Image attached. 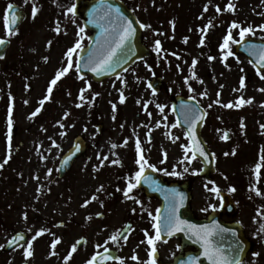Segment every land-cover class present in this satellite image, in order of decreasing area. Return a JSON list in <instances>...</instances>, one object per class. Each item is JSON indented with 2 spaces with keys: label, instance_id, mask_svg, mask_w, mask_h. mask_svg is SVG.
Segmentation results:
<instances>
[{
  "label": "rangeland",
  "instance_id": "rangeland-1",
  "mask_svg": "<svg viewBox=\"0 0 264 264\" xmlns=\"http://www.w3.org/2000/svg\"><path fill=\"white\" fill-rule=\"evenodd\" d=\"M125 1L136 11L142 24L150 25L144 28V42L151 52L157 53L155 59H144L135 63L120 77L94 84L91 79H80L77 75L75 62L78 50L72 57L73 68L53 86L51 97L43 106L39 101L48 94L50 81L59 69L67 66L68 49L74 46L80 36L84 37L81 40L84 47L87 32L78 36L81 21L71 18L70 24L60 25L59 33L50 31L39 21L29 34H26V29L23 30L25 39L19 36L12 38V50L4 61H0V162L8 155L10 97L13 106L10 158L13 162H10V172L16 169L18 174H41L56 170L55 164L60 158L58 152L62 147H69L73 138L80 134L93 142L91 137L98 135L97 126L103 124L105 135L99 141L101 148L92 152L93 159L98 155L106 156V153L115 158L125 155L123 150L127 146L131 154H136L135 144L139 138L145 157L160 161L161 170L172 172L175 169L179 173L171 176L164 175L161 171V175L168 181L191 182L192 206L199 216L210 214L212 206L216 209L221 203L220 193L227 192L238 210L232 221L239 222L247 238L254 243V249L242 264H264V232L260 231L261 225H264V195L257 196L255 191H250V188L255 187L264 194V160H261L264 156V129L261 128L264 125V91H260L264 89V79L242 57L233 55L226 61L222 60L224 53L220 49L225 33L233 22L241 27L251 26L254 35L248 36L249 38L264 40V31L259 30L264 25V0ZM229 3L233 5V11L225 10ZM206 5L208 11L205 12ZM217 6L221 9L219 13L216 12ZM232 32L233 39L239 40V29H233ZM2 37L1 34L0 38ZM157 40L161 44L159 50L155 47ZM213 43L218 53L205 57L210 53L208 49ZM234 45H229L233 53ZM209 57L214 59L210 60ZM194 59L197 63L193 69ZM242 77L245 86L241 89ZM156 78L162 80V87L154 92L149 84ZM82 89H87L83 93L84 101L79 99ZM205 92L207 95H202ZM121 93L125 97L123 103L120 101ZM178 95L193 97L208 115L202 137L216 158L217 168L210 182L198 179L202 170L198 160L193 159L191 163L184 160L185 150L182 145L189 144L184 130L171 127L176 124L171 100ZM241 97L245 101L251 99L252 103L236 107ZM217 100L219 103H215ZM93 103L95 105L90 109ZM228 103L234 106L222 107ZM77 104L81 106L77 107ZM209 104H212L211 108L208 107ZM113 105L116 106L115 111ZM157 105L164 107L163 113ZM38 107L41 111L29 119ZM241 123L244 125L243 129ZM61 124L64 127H60ZM224 130L230 133L229 142L221 138ZM166 133H170L171 137ZM148 134L152 135L150 142ZM126 139L127 145L122 146ZM53 140L59 148L52 147ZM20 143H24L21 148ZM113 144L117 147L112 148ZM17 148L20 151L14 156ZM233 151L235 154H232ZM188 155L191 157V152ZM258 163L261 164L259 174L255 172ZM185 168L188 169L187 172L184 171ZM233 188L235 191H232ZM213 189H217L219 195ZM39 190L45 194V189ZM39 217L40 222L26 225V231L31 237L41 228L46 229L42 236L32 242L33 255L28 263L64 264L60 245L55 249L56 255L51 254L53 234H62L54 225L56 219L52 218L48 209L40 211ZM84 226L81 215L73 217L71 236L74 241L89 237L91 232ZM2 241L3 239L0 240V245ZM167 246L168 249L164 248L162 254L163 257L169 256L170 261L171 255L178 248L173 242ZM257 253L259 255H255ZM92 256L88 249L79 252L73 258V263L69 260L68 264H87ZM122 260L125 262V259Z\"/></svg>",
  "mask_w": 264,
  "mask_h": 264
},
{
  "label": "flooded vegetation",
  "instance_id": "flooded-vegetation-1",
  "mask_svg": "<svg viewBox=\"0 0 264 264\" xmlns=\"http://www.w3.org/2000/svg\"><path fill=\"white\" fill-rule=\"evenodd\" d=\"M84 1L87 2L88 0ZM121 1L128 4L125 0ZM156 2H160V0H156ZM10 3L14 5L12 11L17 10L20 14L23 12L24 15L16 34L9 37L5 31L3 17L7 5ZM75 3L76 0H28L27 3H25V0H0V35H3V39H10L12 47V38L19 36L25 39L26 36L24 37L23 30L26 29V34H29V31L31 32L33 26L39 21H42V26L50 31H55L57 26L60 27L64 23L70 24L71 18L81 21L80 18L70 13L65 15L67 9ZM33 4L38 9L35 18L32 17ZM104 129L102 124L99 129L101 133L97 130L98 135L91 137L94 139L93 142H90L83 135L82 138L87 146V156L83 160H78L64 176L60 175L59 161L72 145L60 149L58 152L60 158L55 164L56 170L51 171L50 175L49 171L41 174H18V171L13 169L15 171L10 172V162H13V159H10L0 169V240L3 239L1 242L3 247H0V264H30L28 263L30 258L27 260L24 258V248L15 245L12 249H9L8 241L17 234H23L25 240L20 241V244L26 245V241L31 239L30 234L26 231V225H34L40 222L39 212L47 209L50 211L52 218L56 219L54 224L56 229L62 232L59 236L53 234V239L60 238L61 243L57 246L60 245L63 259L76 242L71 236L73 231L71 223L73 217L79 214L83 217L84 228L91 233L89 237H81V239H85V245L83 248H77L76 252L72 254L70 259L72 263L73 258L79 252L88 251L89 249L93 255H99L105 252V247H107L109 251L114 252V256H118L121 260L125 259V264H146L149 260L150 246L147 243L145 232L149 236L155 235L154 222L148 213L151 212L155 216L156 210L162 208V206L164 207L163 199L160 201L157 198L149 197L145 189L140 186L130 193L135 199L124 197L123 191L127 188L128 178L134 176L135 171L138 170L137 165L134 163L136 154H131L132 152L128 150L127 146L123 150L126 152L125 155H118L115 158L106 153V156L109 157L108 160H103L104 156L101 155L100 159L97 157L93 159L91 157L92 152L101 148L99 141L104 138ZM20 145L23 147L24 143H20ZM18 152L19 150L14 156ZM145 158L149 164L160 169V161ZM115 159H119L120 163L112 164L111 161ZM149 170L151 169L146 171ZM153 175L161 182V171L153 172ZM101 186H103L102 190L97 191ZM38 189H45V194L41 193L40 190L38 191ZM93 196H96L97 199L92 200ZM137 200L140 203H136ZM85 201H90L86 207L82 206ZM193 212L194 217L197 219L207 217V215L201 217L199 213ZM162 214L164 215V210ZM89 217L91 219H88ZM224 219L226 221L227 217ZM117 232L121 233V237L118 243H113L110 237ZM125 236L126 240L124 239ZM64 239L68 242L66 243ZM164 241L167 240L161 239L156 242V264L169 263L168 252V257H163L162 254L164 248L168 249V243L173 242L178 248L171 255L170 261L174 259L176 254L181 252L178 239ZM133 255H136L138 259L132 260ZM110 264H119V262Z\"/></svg>",
  "mask_w": 264,
  "mask_h": 264
},
{
  "label": "snow or ice",
  "instance_id": "snow-or-ice-1",
  "mask_svg": "<svg viewBox=\"0 0 264 264\" xmlns=\"http://www.w3.org/2000/svg\"><path fill=\"white\" fill-rule=\"evenodd\" d=\"M28 0H25V3H27ZM14 8L13 4H8L7 5V10L6 13L3 17L4 25H5V31L7 35L10 37L14 34H16V25L18 21L21 20L22 16L18 11H12ZM76 5L73 4L70 6L65 15L67 14H72L75 16L76 14ZM227 11H233V5L229 3L226 6ZM37 7L35 4H33L32 7V17L35 18L37 14ZM204 11H208V6L206 5L204 8ZM221 9L219 6L216 7V12L219 13ZM98 12H101L100 8H94L92 12L90 13V19L88 20L89 24H95L101 29L100 35L96 37L95 41V47H93L89 52L87 57H81V59L84 60V66L94 73L95 75H101L104 73H108L110 70L114 69L116 58L119 53L125 48L127 45L128 41L132 39V37L135 35L136 29L133 27V22L125 16L120 8L118 7H113L111 4L104 3L103 4V10L102 14L97 15ZM174 23V22H170ZM210 26V24H209ZM141 28H147L150 27V25H145L141 24ZM207 27V26H206ZM233 29H239V40H234L232 36V30ZM260 31H264V25H261L259 28ZM57 33L60 32L59 26L55 29ZM85 31L83 27L79 29L78 36L82 34ZM254 35V29L249 26V27H241L238 23L233 22L228 30V34L224 37L223 43L220 46L221 52L224 53V55L221 57L222 60L226 61L228 57L233 56L234 53L230 48V43L233 44H241L245 41V38ZM83 36H80V38L76 41L73 47L69 48L66 56H67V66L59 69L56 73L54 78L50 81L49 87L47 89V95L39 101V104L43 106L45 101L49 100L51 97V94L53 92V86L57 84V82L68 73L70 69L73 68V54L77 53L78 50L80 52L84 51L82 45H81V40L83 39ZM203 38L201 39V45H203ZM7 41L3 38H0V47H3ZM51 43V42H49ZM155 47L157 50L160 49L161 44L160 41L157 40ZM247 51H249V55H253L256 57L257 64L259 65V68L257 69V74L260 75L261 79H264V74H261L260 69H264V45H254L250 44L246 48ZM0 59H3V56L0 55ZM209 59H214L213 57H209ZM197 61L194 59L192 61V68H195ZM75 69L77 73L80 72L81 70V63L80 60L78 59L75 62ZM126 70V69H125ZM191 71V70H190ZM80 79H83V77H79ZM193 78H195L194 73H193ZM201 83L203 81H200ZM123 83V81H122ZM187 83V80H186ZM245 86V80L242 77L240 80V88H244ZM90 87V85H89ZM149 87H152L151 84H149ZM223 87V86H221ZM87 91V89H82L81 90V95L79 96V99L81 101L85 100V96L83 93ZM189 91H192L191 88H189ZM260 91H264V89H260ZM95 95H98L95 94ZM202 95H207V93H202ZM219 96V93H217ZM10 103L8 106V155L4 159L3 163H0V169L4 167L9 162V159L11 158V139H12V126H13V120H12V114H13V106L11 103V97ZM124 95L121 93L120 96V101L121 103L124 102ZM190 99H193V97H190ZM27 103V101H25ZM215 103H219V100L215 101ZM248 103L251 104L252 100H244L243 97H241L237 103L236 107H240L242 104ZM77 107H80V104L76 105ZM234 105L232 103L224 104L222 107L225 108H232ZM146 107V106H145ZM157 107L160 109V112L163 113L164 107L162 105H157ZM209 108L212 107V104H209ZM116 106L113 105V111H115ZM41 111V108L38 107L36 108L35 111L32 112L31 116L29 119L35 117L39 112ZM67 116V113L65 114ZM149 116H151V113H148ZM206 116V113L203 112V110L199 109L197 106L194 109H188L184 113V122L187 124V131H186V138L190 143L188 145H182V147L185 150V156L184 160L187 161L188 163H191L193 159L196 158L197 154L200 157H203L205 160L208 159V155L206 154L204 148L201 146L200 142L196 138V132H195V126L197 124H200L203 122L204 118ZM115 118V117H113ZM164 119L166 120L167 117L165 116ZM179 124V121H177L176 124L171 125V127L175 128ZM160 124L157 122V127H159ZM60 127H64L63 124L60 125ZM123 127V125H121ZM167 127V126H166ZM244 125L241 123V128L243 129ZM261 128L264 129V125H261ZM63 136L64 133H61ZM166 135H169L171 137L170 133H166ZM222 139H227L228 138V133L225 132L224 135L221 137ZM178 139V137H177ZM128 143L127 139L124 141V145L126 146ZM52 147L59 148L60 146L53 140L52 141ZM117 145L113 144L112 148H116ZM80 151V145L76 144L75 145V152ZM135 151H136V159L134 163L137 165L138 170L135 171L134 176L128 178L127 182V188L123 191V195L127 199H135L130 193L133 192L135 188H137L141 183L148 184L153 191H164L165 192V201H166V208H165V213L163 216L160 214V209L156 210V215L153 216L151 212H149V216L153 220V228L155 229V235L154 236H149L147 232H145V236L147 238V243L150 246V251H149V260L146 262V264H156V259H155V254H156V242L160 241L162 238V233L167 236H172L178 232H185L186 234L190 233V239L194 237L193 243H199L201 244V247L203 248V256L208 260L209 264H241L240 259H239V253L243 251L242 245H234L232 246L231 251L235 253V255H230L226 254L222 246L214 243V238L220 236V234L225 233V232H232V235L235 236L236 233L228 228L221 227L220 224L216 223L213 221L210 225L209 224H204V225H196L192 224L187 220L181 219L179 215V209L183 207L184 204V195L183 193L178 192L176 189H161L159 186V182L154 180L151 176L145 175L147 169H151L153 172L157 171H163L164 175H171V176H177L179 173L173 169L172 172H168L166 169L161 170L158 169L155 165L149 164L148 160L145 158L143 154V150L141 148V143L139 138L136 139V144H135ZM191 152V157H189L188 153ZM232 154H235V151H233ZM165 160L167 158V154L165 153ZM225 155H228V153H225ZM71 155L67 156L63 160V164L66 165L69 160H71ZM98 159H100V156H97ZM108 156H104L103 160H108ZM261 160H264V156L261 157ZM184 161H181L183 163ZM112 164H119L120 161L119 159H115L111 161ZM161 163H164V160H161ZM261 168V164L258 163L255 167V172L259 174ZM185 172L188 171L187 168L184 169ZM51 174V170L49 171V175ZM195 174V173H194ZM102 187L100 189H97V191L102 190ZM119 190V189H118ZM39 191V189H38ZM213 191L217 192V195H219V192L217 189H213ZM232 191H235L233 188ZM250 191H255V194L257 196L264 195L262 194L258 189L255 187L250 188ZM92 200L97 199L96 196H93L91 198ZM90 201H85V204L82 205L84 207L87 206V204ZM136 203H140V201H136ZM213 207V211H215V206ZM207 209H204L206 211ZM259 214V213H258ZM26 218V217H25ZM88 219H91L89 217ZM30 231V230H29ZM46 229L41 228L38 230L30 240L26 241L25 244H20V241H24L25 237L23 234H17L16 236H13L11 240L8 241V244L10 246L12 245H19V247L24 248V258L27 260L33 255V241L39 237L42 236L45 233ZM261 232H264V225H261L260 228ZM121 237V233L117 232L116 234L112 235L110 237V240L113 243H118L119 239ZM126 240V236L124 237ZM167 242V241H164ZM61 243L60 238H54L51 242V249L52 255H56L55 249L57 245ZM81 243L80 240H77L75 244L71 246V250L69 251L68 255L64 257V264H68V261L71 259L72 254L76 252L77 250V245ZM0 247H3V245H0ZM100 247V246H98ZM179 247V246H178ZM105 252H109V249L105 247ZM255 255H259L258 253ZM98 259V255H93L92 258L87 262V264H95V262ZM99 259L101 261H107V260H112L115 259L119 261V264H124V261L121 260L118 256L113 257L111 255H99ZM132 260H137V256L133 255L131 257ZM180 264H185L184 261H181ZM187 264H198V260L196 257H190L189 260L187 261Z\"/></svg>",
  "mask_w": 264,
  "mask_h": 264
},
{
  "label": "water",
  "instance_id": "water-1",
  "mask_svg": "<svg viewBox=\"0 0 264 264\" xmlns=\"http://www.w3.org/2000/svg\"><path fill=\"white\" fill-rule=\"evenodd\" d=\"M77 3H78V5H77L76 14L82 18L84 25H86L88 30L91 31V35H92L90 38V44L79 55V60L81 63V70L79 72L80 75L81 74L82 75H89V76H92V78H94V81L102 82L105 79L113 78V76L119 75L125 69H128L129 67H131L134 64V62L139 61L141 59H144V57L154 56L153 54H151L147 50L145 45L142 43V33H141L142 28L140 27L139 22H137L134 14L132 12H130L122 2L115 3V2H111L109 0H99L96 2L84 3L82 0H77ZM104 3H108V4H111L113 7L120 8L121 12L133 22V27L136 29V32H135V35L132 37V39L130 41H128L127 45L121 51V53L118 54V56L116 58L117 62L115 63L114 69L110 70L108 73H104L101 75H95L94 73L89 71L84 66V60L81 59V57L86 58L88 55V52L93 47L96 46L95 45L96 37L98 35H100L101 29L98 26H96L95 24H89L88 20L90 19V13L92 12V10L94 8H100L101 9V12H98L97 15L102 14ZM18 25H19V21H18L16 27ZM250 44H254V45L259 46V45H264V42L259 41L257 39H253V38L246 39L243 43L238 44L235 47V49H234L235 54L236 55H243L250 62V64L254 65L255 69L257 70L259 68V65L257 64L256 57L253 55H249V51L246 50L247 46ZM9 46H10V42L7 41V43L3 47H0V55H2L3 58L5 57V54L8 51ZM260 72L263 73L264 69H260ZM151 85L155 91L159 90L162 86L161 80L156 79L155 81H153L151 83ZM172 106H173L175 116L177 117V121H179L178 126L183 127L186 131H187L188 126L184 122V113L188 109H194L197 106L199 107V109L203 110L201 108V106H199L195 100H193V99L186 100L181 96H178L177 98L173 99ZM203 112H204V110H203ZM205 119H206V116H205L203 122H201L200 124H197L195 126V132H196L197 140L200 142L201 146L204 148L206 154L208 155V159L205 160L203 157H200L198 154H197L196 158L200 159V161L203 164V170L200 173L199 177L201 179L210 180L211 175H213L215 173L216 169L214 168L215 159L213 158V155L211 154L209 148L206 146V144L203 140V137H201V130L203 127L202 125L204 124ZM228 139H229V136H228L227 140ZM76 144L80 145V151L79 152H75V145ZM75 145H74L73 149L70 152H68L67 155L64 156V158H65V157L71 155V157H72L71 160H69V162L66 165H64L63 164L64 158H63V160L60 164L61 165L60 170L63 174L72 168V166L74 165V162L77 159H79L82 156L84 157V155L86 154L84 142H82L80 139H77L75 141ZM161 182H162V189H176L178 192L183 193V195L185 197L184 204H183V207H181L179 209V215H180L181 219L187 220L190 223L196 224V225H204V224L210 225L213 221H215L216 223L220 224L221 227L233 230L236 233L235 236L232 235L231 231L225 232V233L220 234V236L214 238V243L222 246L225 253L230 254V255H235V253L231 251L232 246L237 245V244L242 245L243 251L239 253L240 262H242L246 258L249 250L252 249L253 245H252V242L248 241L245 238L244 232H242V228L239 224H225L224 222L221 221V216L218 213L212 214L211 216H209L208 220H205V221L194 220L193 216H192V212H190L191 191H190L189 183L188 182H182V183L172 182L171 184H169L166 181H164L162 178H161ZM142 185L150 192V186L148 184H145V185L142 184ZM162 192H163V203H164V213H165V208H166L165 192L164 191H162ZM162 192H159V191H155L153 193L150 192L149 195L152 194L154 196L161 197ZM222 199L224 200V204L221 206V210L227 211L231 216L235 215L237 210L235 208L233 201L230 199V197L227 194H222ZM185 216H187V218H185ZM174 237L181 239V243L183 245V248L193 247V248H196L198 251L196 253H188L185 256L178 255L175 258V261L173 264H180L181 261H184L185 264H187V261L189 260L190 257H196L198 260V264H209L208 260L203 256V248L201 247V244L193 243L194 237L190 239L189 238L190 233L186 234L185 232H178L172 236H167V239L174 238ZM100 255H109V253H103ZM112 260H114V259H112ZM109 261L110 260L101 261L99 259V256H98V259L95 263L96 264H106Z\"/></svg>",
  "mask_w": 264,
  "mask_h": 264
}]
</instances>
